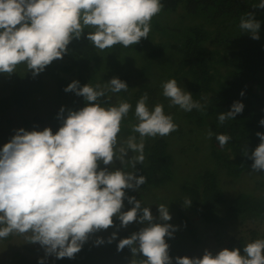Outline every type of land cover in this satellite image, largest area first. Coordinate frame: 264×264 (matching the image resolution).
Here are the masks:
<instances>
[{
	"label": "clouds",
	"instance_id": "clouds-1",
	"mask_svg": "<svg viewBox=\"0 0 264 264\" xmlns=\"http://www.w3.org/2000/svg\"><path fill=\"white\" fill-rule=\"evenodd\" d=\"M163 7V0H0V74L16 72L23 64L35 76L68 53L67 45L82 34L99 50L132 46L149 37L151 21ZM252 7L264 9V0H255ZM254 16L253 12L241 16L239 28L259 39L261 21ZM128 89L118 77L82 86L74 79L64 91L82 96L83 107L61 106L57 113L61 124L55 132L50 127H20L0 146V241L16 233L39 242L45 257H38V264H44L48 255L73 258L91 234L113 226L115 217L120 227L134 221L142 225L117 241L118 251L128 246L133 254L129 264H264V237L243 244L242 252L225 247L215 254L205 249L199 257L169 255L165 237H172L177 226L154 222L149 205L125 189L138 191L147 182L135 167L146 159V138L167 136L179 125L163 103L149 104L147 91L134 106L123 98L105 102ZM162 95L170 106L185 112L206 109L174 77L162 82ZM243 108L242 101H234L230 110L217 115L219 123L232 120ZM130 112L135 123L124 136L122 121ZM258 123L264 126V117ZM255 134L260 143L251 152L254 172L264 170V132ZM213 135L221 147L231 139L228 133L209 129L207 136ZM116 161L121 167H115ZM124 199L132 205L126 211ZM191 202L190 196L184 197L185 207ZM156 205L159 219L169 221L168 203ZM116 236L112 232L107 242ZM104 242L99 236L94 241Z\"/></svg>",
	"mask_w": 264,
	"mask_h": 264
},
{
	"label": "trees",
	"instance_id": "trees-1",
	"mask_svg": "<svg viewBox=\"0 0 264 264\" xmlns=\"http://www.w3.org/2000/svg\"><path fill=\"white\" fill-rule=\"evenodd\" d=\"M254 2L163 0L164 7L156 16L159 21L151 24L149 37L141 38L140 46L130 49L117 44L101 51L102 54L82 34L79 40L74 39L67 45L68 53L54 59L35 76L27 73L31 70L1 74L0 92L3 95L0 100L8 95L5 104L20 112H32L35 108L47 110L50 101H55L56 111L46 113V119L55 125L61 122L57 115L61 106L78 110L85 104L82 96L64 91L68 83L75 79L82 86L118 77L128 84L129 89L112 94L106 103H118L123 98L134 106L140 95L147 91L149 104L163 103L165 112L171 113L179 125L167 136L146 138V159L143 165L137 163L135 167L138 170L136 174L145 175L147 182L138 191L127 189L126 194L147 205L143 196L159 192L157 204L168 203V210L175 217L170 221L177 226L176 230L181 228L184 231L183 239L188 247L203 245L201 237L204 235L199 233V229H212L213 236H219L222 228L231 225L252 223L256 228L264 226V170H256L253 190L239 188L229 191L226 187L228 181L240 183L244 174L248 176L254 172L251 152L260 143L255 133L264 132V126L258 123L264 117V9L253 8ZM247 12L255 13L254 18L261 21L259 39L242 33L239 28L240 18ZM173 77L194 99L206 105L204 111L193 109L185 112L176 105H169L168 98L162 95V82ZM9 80V89L1 88ZM242 90L244 94L240 95ZM46 91L51 94L50 101ZM237 100L243 102V111L232 120L219 123L217 115L230 110L231 104ZM133 123L135 118L130 112L122 121L121 134L126 136L130 133ZM43 124L45 126L43 119L34 116L24 121L21 127L30 130ZM12 125L14 128L7 129L6 141L12 137L9 133L19 128ZM209 129L214 134L228 133L231 139L221 147L215 135L207 136ZM1 141L0 137V146ZM173 144L177 145V151L171 148ZM201 146L206 149L205 154H202ZM244 148H247V154ZM196 152L208 156L207 165L195 173L193 180L176 181L175 156ZM100 167L106 166L101 164ZM118 167H121L120 163ZM169 189L174 190L172 195H168ZM185 196H190L192 201L187 207L183 204ZM113 220V226L94 233L73 258L57 259L52 255L49 264H129L133 254L128 246L118 251L117 241L138 231L142 225L129 223L120 227L119 220ZM154 222L168 221H161L158 213ZM114 231L117 232L116 238L111 243L107 242ZM97 236L105 242L95 244ZM260 237H264V230L252 229L247 241ZM165 239L169 244L170 238ZM245 243L244 237L233 236L223 245L229 249L240 248L242 252ZM176 249L174 245L169 246L171 257L181 256ZM38 257L41 256L12 252L7 264H38ZM44 264L48 263L44 260Z\"/></svg>",
	"mask_w": 264,
	"mask_h": 264
},
{
	"label": "rangeland",
	"instance_id": "rangeland-1",
	"mask_svg": "<svg viewBox=\"0 0 264 264\" xmlns=\"http://www.w3.org/2000/svg\"><path fill=\"white\" fill-rule=\"evenodd\" d=\"M159 21L158 17H153L151 24L153 22H157ZM136 46H140V42L132 45V46H128V48L133 49ZM104 52V50H99V53ZM103 54V53H102ZM123 58V57H122ZM124 59H127L126 57ZM138 59V58H137ZM120 61V60H118ZM16 70L19 72H21V70H26V67L21 64L18 65ZM27 73H31V72H27ZM1 75V74H0ZM0 78H3L2 76H0ZM11 84V80L9 81H5L1 88H4L5 90L9 89V86ZM51 94L53 93L50 90ZM48 96L47 98L50 101L49 96H51V94H49L47 91L45 92ZM3 95L2 92H0V98ZM8 95H5L3 100H0V104H3L2 107H0V126L2 128H0V137L2 138L1 141V145H3L4 143H6V137L8 135V131L7 129L9 127L14 128V125H17L19 128L21 127L22 123L24 121H28L30 120L32 117L34 116H39L41 119L44 120L45 126L44 124L42 125V127H38L35 126L33 128H30V130L32 129H37V130H42L44 127H50L52 129V131H56L58 129V127L60 126L61 122H57L54 123L55 125H52V123L50 121H48L46 119V116L48 112H54L56 111V109L58 108L57 104L54 102L50 101V107L47 110H39L38 108H35L32 112L31 111H16V110H12L11 107H9L8 105H6L5 103L8 101ZM53 98V97H52ZM116 99H119V97H116ZM48 102V101H47ZM22 121V122H21ZM47 122L49 124H47ZM12 123V124H11ZM40 128V129H39ZM26 130H29V128H26ZM15 133V129L12 130L9 133V136L14 135ZM202 147V146H201ZM171 148L174 151H177V145L173 144L171 145ZM206 153V149L204 147H202V154ZM202 154H198L197 152L193 155L190 154H186V156H175V178L176 181L182 183L183 181H191L193 180L195 173H197L201 168L205 167L208 163V156H203ZM186 159V160H185ZM188 161V162H186ZM119 164L118 161L115 162V167H117V165ZM184 167V168H183ZM257 177V171L256 172H252L250 175L247 176V174H244L242 178H240V183H235V182H227L226 183V187L228 188L229 191H235L239 188L245 189L250 191L254 189V178ZM178 183V184H180ZM177 184V185H178ZM172 186V185H171ZM175 190V187H173ZM127 189H125V192ZM174 190L169 189L168 195H172ZM176 194H177V188H176ZM257 193V190L255 191ZM259 192V191H258ZM140 194V192H139ZM160 195L159 192H153L150 195L147 196H143L144 197V201L147 202V205H149L150 211L152 212L155 220L157 218L158 215V208H157V197ZM130 207H132L131 204L128 203L127 199H124V208L122 209V211H126L127 209H129ZM170 215H171V219L173 220L175 219L173 212L170 210ZM113 219H115V217H113ZM154 220V221H155ZM168 221L167 223H172L171 221ZM193 219H191L192 221ZM132 226H140L141 224L137 223V222H131ZM175 225V224H174ZM252 229H257L259 231L264 230V226H259L256 228V224H252V223H246L243 225H231L228 226L226 228H222L221 235L219 236H213L214 231L212 229H199V232L201 235H204L203 237H201V240H203V245L199 246V247H188L187 245H185V240L183 239V236L185 235L184 231L180 228L178 230H176L173 234L172 237H169L170 239L169 241V246H175L177 249V251L179 252L178 254L181 256H201L203 251L205 249H208L209 251L213 252V254H215L217 251H219L220 249L224 248L223 244H226L228 238L230 237H237V236H242L246 239V243L247 241V237H248V233L250 230ZM94 234V233H93ZM90 235L89 239L87 241L90 240V238L92 237V235ZM176 235V236H175ZM174 238V239H173ZM219 240V241H217ZM220 243V245H219ZM12 252H19L22 253L24 255H30V256H41V257H45V252L43 247L39 244V242H30L27 241L26 235L24 234H16L13 233L11 235H9L8 237H6L4 240L0 241V264H7V261L9 259V255ZM263 252V250H262ZM50 256L52 255H48L45 258V261L49 264L50 261Z\"/></svg>",
	"mask_w": 264,
	"mask_h": 264
}]
</instances>
